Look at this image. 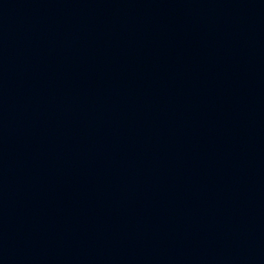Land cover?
<instances>
[{
  "label": "water",
  "instance_id": "obj_1",
  "mask_svg": "<svg viewBox=\"0 0 264 264\" xmlns=\"http://www.w3.org/2000/svg\"><path fill=\"white\" fill-rule=\"evenodd\" d=\"M0 264H264V0H0Z\"/></svg>",
  "mask_w": 264,
  "mask_h": 264
}]
</instances>
